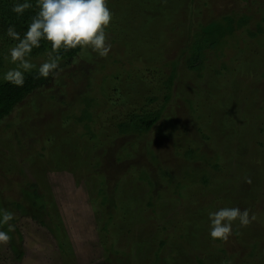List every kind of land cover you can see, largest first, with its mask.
<instances>
[{
  "label": "rangeland",
  "instance_id": "rangeland-1",
  "mask_svg": "<svg viewBox=\"0 0 264 264\" xmlns=\"http://www.w3.org/2000/svg\"><path fill=\"white\" fill-rule=\"evenodd\" d=\"M233 3L215 0L216 16L249 11L251 21L260 4L264 9V0ZM190 5L107 0L109 54L79 50L1 119L0 204L14 213L15 230L0 245V264H264V152L253 147L260 123L264 129V89L256 98L260 116L246 120L236 114L254 102L247 91L233 90L231 76L205 77L226 59L245 80L249 69H264V24L256 37L246 35L255 24H244L221 47L206 48L201 77L186 65L185 43L210 17L192 15ZM46 55L31 60L38 65ZM2 61L12 67L4 53ZM173 63L168 90L163 82ZM211 81V92L203 86L196 95ZM259 81L264 88V76ZM224 103L238 111L227 124L217 122ZM85 110L88 120L77 119ZM154 110L158 119L146 130L118 131L133 114ZM187 149L196 150L190 158ZM31 181L43 208L26 199ZM224 206L247 208L253 218L246 227L234 222L226 241L212 240L207 213Z\"/></svg>",
  "mask_w": 264,
  "mask_h": 264
},
{
  "label": "trees",
  "instance_id": "trees-1",
  "mask_svg": "<svg viewBox=\"0 0 264 264\" xmlns=\"http://www.w3.org/2000/svg\"><path fill=\"white\" fill-rule=\"evenodd\" d=\"M242 2H245L251 5L252 0H240ZM13 3V0H0V34H3L4 29L8 26L9 23H13L16 25L17 30L21 31V33L26 30L27 22L29 20V17L34 14L35 7L32 9L26 10L23 16L17 17L13 12H11V5ZM33 4H35V0H33ZM234 6L237 4V0H235V3H233ZM262 5V4H260ZM258 6V9L260 10L259 13L261 15H254L253 19L250 21L251 17L253 16L252 13H249V11H245L240 13L239 15L235 16L236 12L233 14L229 13H224L221 16H216V10H214L215 6V0H191V5H190V11L192 15H207L210 17V20L208 22L202 24V23H197L201 29L200 30H191L190 29V36L192 37L191 40L188 38L185 43L186 49L189 47L190 49L188 51V56L185 58L186 65L189 69L196 71L198 76L204 75V71L200 72V64L201 61L206 60L205 56V49L206 48H217L221 47L222 43L225 41L226 36L231 35V33L235 32L234 30L237 27L243 26L244 24H247V28L252 25L253 23L255 24L254 29H247L246 30V35L249 37H256V34L261 31V27L264 24V9H262L261 6ZM203 6V8L201 7ZM233 11L235 8L232 9ZM190 13V12H189ZM198 22V21H197ZM203 25V26H202ZM258 26V28H257ZM246 29V28H245ZM189 40V41H188ZM13 42L10 41L8 38L5 37L3 41H0V72L5 70L3 68L4 64L2 61V55L3 53L6 52L7 48L11 46ZM178 43V41H177ZM183 43V42H182ZM252 45V44H250ZM50 50V44L46 41H41V45L39 48H34L31 53V57H38L47 54V52ZM80 49H71L68 51L61 52V61H68L72 59L77 52ZM217 56H222L221 53L218 52L216 54ZM155 56V55H154ZM159 58H152V62H158L157 60ZM227 62L221 60L220 63L214 66L213 69H210V73H207L205 75L207 82L209 81L208 76H212L213 73L217 76L221 75L223 77L231 76V85H233L232 89L234 90L236 87L242 86L248 93L249 99H254V102L251 106L245 107V111H243V115L237 113L238 111L235 109L237 106L229 103H224L220 107V110L222 112L220 113V116L218 117L217 122H222L224 124H227V120H229L228 116L230 117L232 114H236L237 116L246 119V120H253L256 119V117L260 114L257 112L256 113V108L260 107L259 105V100H257L256 104V98L260 97V101L262 98V91L264 88H262V85H259L260 83V78L261 76H264V69L261 67L259 69H254L249 71H246V77L248 80H245L243 78H240L235 75V64L236 62L233 59V62L235 64L231 63L228 59H226ZM3 64V66H2ZM230 64V65H228ZM233 64V65H231ZM207 60H206V66L204 67L207 68ZM171 71L166 75V79L164 83V86L168 87V90L171 88L172 81L174 78V63L171 65ZM218 67V68H217ZM220 68L222 70H220ZM203 69V68H202ZM207 70V69H205ZM227 71H231L230 73L226 74ZM226 74V75H225ZM260 74V75H259ZM259 75V77L257 76ZM47 78L39 77L36 75L35 69H33L31 72L25 74V81L22 87H17L15 85H12L10 83L0 81V121L1 119L9 114L13 106L18 102L21 101L26 95H28L30 92L35 90L37 87H39L43 82L46 81ZM217 82V81H216ZM215 82V85H218ZM213 83L214 81H211L210 84L207 83L206 85H200L199 91L196 93V95L200 96L201 95V88L203 86H207L208 91L211 92L213 90ZM262 83V82H261ZM244 90L243 93H246ZM260 94V96H259ZM169 92H166L163 95L164 100H167L169 98ZM248 99V100H249ZM87 110V109H86ZM82 111L81 115L77 117V119H84L88 120L90 113L88 111ZM231 114V115H230ZM159 116V111L154 110L150 111L146 114H133L130 120L128 121H122L117 124L118 131L125 133L126 130L130 131H141V130H146L150 126H152L156 120L158 119ZM202 116V115H201ZM87 122V121H86ZM85 122V123H86ZM131 125H134L131 127ZM86 127H88V123H86ZM130 127V128H128ZM259 129V130H258ZM257 130V136H255V139L253 140V147L256 152L261 153L262 150L264 152V141L260 140L259 136H264V129H263V123H260L259 128ZM17 129H14L16 131ZM248 131L252 132L253 134V129L250 127L247 129ZM246 130V131H247ZM18 131V130H17ZM207 135H203V137H206ZM259 138V139H258ZM15 141H19L18 139V132H15ZM16 144H19L16 142ZM262 149H261V148ZM195 149H187L184 151V156L186 158H190L191 155H194ZM11 157L7 158L8 166H6V169L11 168V162H10ZM31 160V159H30ZM30 160H27L26 162H30ZM1 161V160H0ZM1 163V162H0ZM20 161L17 162V166H19V171L20 173L25 174V171L23 169V166L20 165ZM22 166V167H20ZM214 167H218V165L215 163L213 164ZM16 167V166H15ZM200 180L204 183L207 182V176L202 174L200 177ZM7 180L6 182H8ZM25 187H23L24 189ZM26 199H28L31 202V205L38 206L40 208L44 207L43 201H41V194L38 192L37 185L34 181H31L28 183V188H25L23 190ZM39 202V203H38ZM139 202V200H137ZM144 205L141 210L137 214L143 215L142 210L144 212V209L148 206H150L151 199L150 200H145L142 202ZM20 206V204H18ZM1 207V204H0ZM138 209V206H137ZM25 210V209H24ZM135 212V210H132ZM136 213V212H135ZM41 223L46 224L45 220L41 217L39 220ZM6 227V226H5ZM4 230H7L4 228ZM11 235V234H10ZM12 242V241H11ZM163 243V241H161ZM160 244V243H159ZM223 248V247H222ZM175 249V248H174ZM173 249V250H174ZM224 249V248H223ZM225 250V249H224ZM19 253V254H18ZM17 257L21 255V252L16 253ZM168 261V260H167ZM180 263V262H176ZM188 264V263H186Z\"/></svg>",
  "mask_w": 264,
  "mask_h": 264
},
{
  "label": "clouds",
  "instance_id": "clouds-1",
  "mask_svg": "<svg viewBox=\"0 0 264 264\" xmlns=\"http://www.w3.org/2000/svg\"><path fill=\"white\" fill-rule=\"evenodd\" d=\"M35 7L29 17L26 30L22 33L13 23H9L0 34V41L8 38L13 43L4 53V59L12 67L0 72V81L22 87L25 74L35 69L36 75L43 78L56 77L61 71V52L71 49L90 50L100 57H106L111 49L105 29L109 26L112 13L107 0H13L11 12L17 17ZM41 41L50 44L46 58L38 65L31 60L34 48ZM208 236L212 240L226 241L233 232V224L246 227L253 217L247 208L219 207L209 210ZM14 213L0 207V245H7L10 232L15 225L10 223ZM5 226L7 230H4Z\"/></svg>",
  "mask_w": 264,
  "mask_h": 264
}]
</instances>
